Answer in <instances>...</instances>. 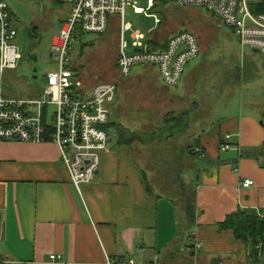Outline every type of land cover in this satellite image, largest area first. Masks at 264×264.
I'll return each instance as SVG.
<instances>
[{"label":"crops","instance_id":"1","mask_svg":"<svg viewBox=\"0 0 264 264\" xmlns=\"http://www.w3.org/2000/svg\"><path fill=\"white\" fill-rule=\"evenodd\" d=\"M249 51L247 68L261 71L259 53ZM196 68L186 66L179 90L190 88ZM245 87L243 83L239 97L251 102L248 110L245 102L236 106L237 96L231 104L218 102L212 123L198 127L189 148L201 165L183 171L178 159L176 182L186 191L188 181L195 193L196 222L190 230L186 200L183 207L149 189L147 168L132 151L135 140L127 143L128 132H111L109 127L117 124L112 117L108 151L101 156L99 173L81 193L56 144L0 141V260L59 264L50 260L56 255L62 257L60 264H155L161 259L166 264H249L245 243L232 230L220 228L240 210L264 214V158L257 155L264 148V80L254 79ZM118 101L117 89L114 105ZM226 135L232 148L223 151ZM246 180L254 185L244 188ZM191 234L201 244L197 254L189 250Z\"/></svg>","mask_w":264,"mask_h":264},{"label":"rangeland","instance_id":"2","mask_svg":"<svg viewBox=\"0 0 264 264\" xmlns=\"http://www.w3.org/2000/svg\"><path fill=\"white\" fill-rule=\"evenodd\" d=\"M5 1L14 14L18 32L12 45L17 47L22 60L16 70L7 69L0 74V91L8 98L38 100L48 74L58 68L52 54V42L69 15L70 5L54 0ZM134 1L137 7L148 8V0ZM157 19L161 20L160 24L156 23ZM124 22L132 25V30L124 37L130 49H135L133 35L137 32L145 37L144 47L151 49L162 48L153 40L166 42L181 32L193 33L201 43L199 56L189 62L197 68L186 91L179 90L180 86L166 85V88L156 67H153L155 73L149 67L136 66L129 77L122 76L118 67L120 24L116 19L103 34L81 35L71 54V67L86 89L99 83L114 84L118 89L119 103L111 105V117L117 124L109 130L128 132L131 134L129 140L135 136L132 151L147 168L145 177L149 189L151 187L182 206L184 199L192 197L194 191L188 181L185 182L186 191L180 190L182 184L176 182V169H180L178 159L182 160L183 171L201 165L196 155L192 157L189 148L190 144L191 147L195 144L198 127L212 123L210 118L215 114L218 102L231 104L236 96L240 98L243 83L247 89V84L254 79L264 80V57L259 53L261 71L247 68L246 52L251 51L241 46L231 28L210 12L183 8L174 2H160L156 9L149 8L146 14H136L128 7ZM188 100L191 102L187 104ZM257 101L255 96L253 105ZM243 102L248 110L251 107L249 100L241 101L240 98L236 106H243ZM198 118L207 121H198ZM261 152L257 154L261 155ZM256 250H260L259 246ZM261 258L258 263L248 262L264 264ZM155 264L166 263L161 259Z\"/></svg>","mask_w":264,"mask_h":264},{"label":"built area","instance_id":"3","mask_svg":"<svg viewBox=\"0 0 264 264\" xmlns=\"http://www.w3.org/2000/svg\"><path fill=\"white\" fill-rule=\"evenodd\" d=\"M69 4V15L60 33L53 38L52 54L58 63L56 72L47 76L46 86L38 100H20L0 93V141L19 143H54L59 147L63 165L71 175L72 184L81 193L99 173L101 156L108 151L111 105L116 100L114 84L99 83L90 89L71 67L73 46L81 35L105 33L115 19L120 24V54L118 67L123 77H129L136 66L156 67L162 82L177 86L187 64L196 59L201 47L196 35L181 32L163 43L162 48L144 47L145 37L133 35V52H127L124 37L132 25L124 22L126 9L146 14L157 1L174 2L183 8L205 10L216 15L231 28L241 46L264 57V13H258L262 0H148V8L136 6L134 0H54ZM13 13L5 0H0V74L16 70L22 55L12 42L18 35ZM157 24L161 20H156ZM153 42V41H152ZM154 43V42H153ZM230 135L225 136L222 150L232 148ZM197 153V152H196ZM254 185L252 180L244 188ZM190 235V251L197 254L201 244ZM53 263H62V257L51 255ZM7 262L0 260V264ZM108 264H135L134 261L109 260Z\"/></svg>","mask_w":264,"mask_h":264},{"label":"trees","instance_id":"4","mask_svg":"<svg viewBox=\"0 0 264 264\" xmlns=\"http://www.w3.org/2000/svg\"><path fill=\"white\" fill-rule=\"evenodd\" d=\"M160 2L164 3L165 1H157L153 9H156L157 5ZM258 13H264V0H262V2L258 6ZM132 139L128 141H132ZM259 152H261L260 156L264 158V148L260 149ZM185 200H186L185 213L189 222L188 229L190 230L196 222L195 193L194 195H192V197H187ZM220 228L221 230H232L236 238L245 243L247 249L250 250L248 258L251 262L258 263L257 261L260 260L261 257H262L261 261L264 262V214L263 213H259L255 210H250V211L240 210L228 216L226 221L220 225ZM186 239L188 240L189 237L187 236ZM258 246L260 250H256Z\"/></svg>","mask_w":264,"mask_h":264},{"label":"flooded vegetation","instance_id":"5","mask_svg":"<svg viewBox=\"0 0 264 264\" xmlns=\"http://www.w3.org/2000/svg\"><path fill=\"white\" fill-rule=\"evenodd\" d=\"M32 61H34V62H35V60H32Z\"/></svg>","mask_w":264,"mask_h":264},{"label":"water","instance_id":"6","mask_svg":"<svg viewBox=\"0 0 264 264\" xmlns=\"http://www.w3.org/2000/svg\"><path fill=\"white\" fill-rule=\"evenodd\" d=\"M35 61H36V59H35Z\"/></svg>","mask_w":264,"mask_h":264}]
</instances>
